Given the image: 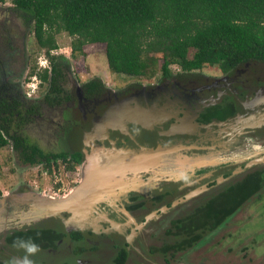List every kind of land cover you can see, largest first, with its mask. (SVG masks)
<instances>
[{"label":"flooded vegetation","instance_id":"flooded-vegetation-1","mask_svg":"<svg viewBox=\"0 0 264 264\" xmlns=\"http://www.w3.org/2000/svg\"><path fill=\"white\" fill-rule=\"evenodd\" d=\"M10 60L0 52V61L4 64L0 63V84L2 80L9 82L8 79L14 76L8 71ZM90 80L79 86L71 82L66 89L68 99L59 105L48 106L67 122L60 139L66 140L70 148L78 132L76 122L71 121L73 111L78 115L79 131L83 132V124H88V128L93 126L92 131H99L98 136H101L97 141L104 145L150 146L168 140L172 135L189 137L193 129L187 125L192 124L204 136L212 127L214 138L208 139L211 142H215L219 132L224 140L237 136L238 144L222 154L216 152L218 155H229L236 147L242 149L243 145L264 148V61L248 62L221 71L215 77L206 76L201 70L183 72L177 68L175 73L166 77L161 73L157 82L152 84H135L116 91L103 86L91 94L82 88ZM11 90L23 96L17 85ZM114 112L119 121L123 116L119 123L109 118ZM162 114H165V120H161ZM99 116L106 117L102 120L98 119ZM125 124L126 133L121 129ZM225 130L227 132H223ZM79 153L81 164V151ZM194 173L193 179L179 189L172 187L165 191L156 187L151 192L133 191L114 202L102 196L97 203L91 204L93 213L80 212L83 219L79 218L78 225L68 231L43 227L0 236V264H162L163 257L153 251V233L157 224L173 210L183 205H203L218 192L237 182L245 183L248 176L258 174L263 181L260 190L223 221L220 228L264 192V161L249 163L246 159L242 162L228 159L200 166ZM146 177L143 181L147 180ZM190 185H194V189L180 194L183 187ZM184 253L176 256L177 264L182 261L179 256Z\"/></svg>","mask_w":264,"mask_h":264},{"label":"trees","instance_id":"trees-1","mask_svg":"<svg viewBox=\"0 0 264 264\" xmlns=\"http://www.w3.org/2000/svg\"><path fill=\"white\" fill-rule=\"evenodd\" d=\"M10 3L15 17L33 35L37 48L44 49L48 69L38 78L48 87L40 100L31 101L11 90L14 85L2 80L0 148L9 145L17 163L43 164L48 173L50 164L55 167L57 159L66 170H73L81 162L77 151L45 154L37 145L30 144L24 134L29 124L41 119L43 105H59L68 99L64 72L67 61L51 55L57 49L56 34L74 38L69 45L72 56L81 54L85 44H102L108 70L128 77H150L157 63L152 55H159V70L164 77L170 75V65L183 72L216 65L225 72L248 62L264 61V0H10ZM6 48L11 49L7 45ZM189 50H192L190 58ZM34 75L32 70L28 76ZM101 87L100 80L93 78L82 88L91 94ZM262 182L258 174H251L245 183L237 182L211 196L203 205H183L166 215L153 233V251L163 257L162 264H177L178 254L196 248L250 200Z\"/></svg>","mask_w":264,"mask_h":264},{"label":"rangeland","instance_id":"rangeland-1","mask_svg":"<svg viewBox=\"0 0 264 264\" xmlns=\"http://www.w3.org/2000/svg\"><path fill=\"white\" fill-rule=\"evenodd\" d=\"M11 7L10 0L0 3V52L5 58H11L7 67L8 71L14 74L8 81L18 86L24 98L38 101L47 92V84L42 83L38 75L48 69V61L44 55V49L37 48L33 35L22 26L11 11ZM54 39L57 49L53 50L51 55L61 56L67 61V67L64 69L65 77L68 78L65 89L70 87L71 82L79 86L85 81L97 78L105 88L116 91L135 84L155 83L161 75L159 55H152L157 59V63L150 77H128L108 70L102 44H85L81 48V54L72 56L69 45L74 38L68 37L65 33H58ZM6 45L11 49L6 48ZM191 55L192 50H189L188 58ZM177 68L176 65L168 67L170 73H175ZM32 70L36 75L29 77ZM200 70L209 77L218 76L221 72L216 65H203ZM248 105L249 103L245 104V107ZM42 109L41 119L34 120L24 130L29 143L37 145L45 154L81 151L82 163L74 165L73 170H66L65 165L57 159L55 167L50 164L48 173L43 164L22 166L17 163L10 146L7 145L0 148L1 196L22 193L50 198L64 197L79 185L84 177L94 178L97 170L95 166H89L92 160H94L93 165H97L98 171L102 172L100 176L112 182L103 188L104 193H101V197L113 202L133 191L151 192L156 187L163 188L162 190L165 191L172 187L179 189L181 185L190 182L195 175V170L203 165H212L228 159L236 162L246 159L249 163L264 161V148L255 145H243L244 149L236 147L235 152L229 155H218L219 152L222 154L230 146L238 144L237 136L232 135V138L224 140L219 132L215 142H211L208 139L214 138L212 127L205 132L204 136L200 134L202 131L197 130L192 124L187 125L193 129L189 137L172 135L168 140H160L159 143L150 146L124 147L125 145L117 146L107 143L104 145L97 141L101 136L94 138L99 131L93 132V126L88 128V124H83V127L85 126L83 132L79 131L80 123L76 111L72 112L71 121L76 122L75 127L78 132L76 141L70 148L66 140L60 139L67 122L60 118L56 110L46 106H42ZM164 115H161V120H165ZM106 116H99L98 119ZM109 118L116 123L123 120L122 116L119 121L115 112L111 113ZM145 127L148 126L145 125ZM232 128H235V125ZM121 129L126 133V124ZM129 129L132 130L131 127ZM88 132L94 134L93 144L87 141L86 133ZM92 151L101 152L91 154ZM257 155L260 156L257 157ZM146 157L149 158L144 161ZM132 161L137 164L130 165ZM103 167H111V169L103 171ZM144 176H148L146 181H143ZM122 187L125 188L121 189ZM194 187V185L183 187L180 194L189 193ZM258 199L254 198L251 203L203 240L199 246L179 256L182 261L178 264H200V262L204 264H264V192ZM91 207L92 205L86 209L89 214L94 211ZM30 215H33V212L26 206H20L18 211L13 212L5 211L0 205V231L7 228L20 231L28 227H53L68 231L78 225L79 218L83 219L81 213L75 215L70 213L68 217L66 214H61L60 219L51 218L40 224L23 221V217Z\"/></svg>","mask_w":264,"mask_h":264},{"label":"water","instance_id":"water-1","mask_svg":"<svg viewBox=\"0 0 264 264\" xmlns=\"http://www.w3.org/2000/svg\"><path fill=\"white\" fill-rule=\"evenodd\" d=\"M101 129V128H100ZM94 130V129H93ZM102 130V129H101ZM103 133V132H102ZM87 134V141L90 144H93L94 138H98L99 134H96L94 138V134H91V132L86 133ZM89 139V140H88ZM88 143V144H89ZM101 151H92L91 154H100ZM130 159V157H127ZM149 157H146L144 161H146ZM94 160L91 161L90 167L95 166L94 168L97 170L96 175L93 179L84 177L79 185L74 187L72 191H70L67 195L60 198H50V197H42V196H35L32 194H11L7 196H0V205L3 206V209L5 211L12 210L18 211L20 206H26L28 209H30L33 212V215H30L28 217H23V221H28V223L31 224H40L45 223L51 218H59L61 214H70L75 215L77 213L83 212V210H86L88 207L91 206L92 203L96 202L98 198L101 197V193L103 188L106 187V185H110V181L105 179L104 176H100L102 172L98 171V166L93 165ZM135 161H132V163H129L130 165L137 164ZM111 167H103V171L109 170ZM90 191L88 193V197H82L81 193L84 191ZM7 201V202H6ZM10 202V203H9ZM10 205H8V204ZM17 216V214H15ZM5 227V226H4ZM26 229H34L31 227H28ZM38 229V228H36ZM14 229H4L0 231V236L3 237L9 232H14ZM17 231V229H16Z\"/></svg>","mask_w":264,"mask_h":264},{"label":"bare ground","instance_id":"bare-ground-1","mask_svg":"<svg viewBox=\"0 0 264 264\" xmlns=\"http://www.w3.org/2000/svg\"><path fill=\"white\" fill-rule=\"evenodd\" d=\"M88 193H90V191L86 190L85 192H82L81 195L82 197H88Z\"/></svg>","mask_w":264,"mask_h":264}]
</instances>
